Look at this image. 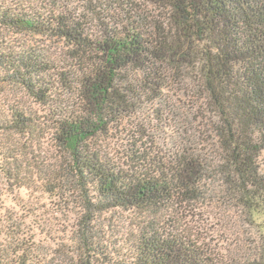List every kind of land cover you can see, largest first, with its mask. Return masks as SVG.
<instances>
[{
    "label": "trees",
    "instance_id": "obj_1",
    "mask_svg": "<svg viewBox=\"0 0 264 264\" xmlns=\"http://www.w3.org/2000/svg\"><path fill=\"white\" fill-rule=\"evenodd\" d=\"M98 1L0 0V264H264V0H148L150 27ZM145 109L168 135L98 145ZM213 201L260 230L245 261L180 221Z\"/></svg>",
    "mask_w": 264,
    "mask_h": 264
},
{
    "label": "rangeland",
    "instance_id": "obj_2",
    "mask_svg": "<svg viewBox=\"0 0 264 264\" xmlns=\"http://www.w3.org/2000/svg\"><path fill=\"white\" fill-rule=\"evenodd\" d=\"M16 1H28V0H16ZM115 2V1H114ZM113 0H106V2H97V8L103 6H115ZM25 4V3H24ZM103 4V6H99ZM132 5H129L133 12H128L134 17L139 25L145 27H150L155 25L154 23H163L165 17H167V12L161 9H158L148 0H132ZM127 7L125 10H127ZM147 29V28H146ZM37 45L40 48H46L52 46V40H47L45 37L35 36ZM54 44V43H53ZM178 85L174 89L173 96L168 94V103L165 112V116L169 121L168 124L172 122H177L179 128L187 129V126H190V122L195 125L200 122L199 115L196 114V110L203 112V103L202 100L194 98L192 92V84L189 81H177ZM176 83V84H177ZM193 103V104H192ZM192 104V107L190 106ZM191 107L188 109V107ZM198 116L199 120L193 123L192 116ZM150 112L148 109L144 110V114L137 115L135 118L128 120V126L124 122L121 126H112L107 138L102 139L98 142V145L116 158H119L122 154V147L125 144V141L136 137L137 130L134 126H138L137 129H140V126H143V131L147 136L155 135V137L162 138L163 134H169L170 128H165L159 130V133L154 134L153 132L158 131V126L153 117L152 121L149 120ZM116 127V128H114ZM177 127V126H176ZM142 130V129H141ZM161 133V134H160ZM146 142V139L141 141ZM166 150V148H163ZM264 159V157H263ZM199 207V206H198ZM180 221L198 235L200 242L203 247L212 248L214 252L226 253L231 257L235 258L237 261H245L250 254L254 252V246L256 245L254 236L259 234L258 231L253 229L250 225V220H248L239 215L232 207L230 203L221 202L217 203L206 202L199 208L194 209L192 206L188 208H181L177 211ZM241 216V217H240ZM117 229V228H116ZM263 226H261V233ZM260 243V242H259ZM255 256V255H254Z\"/></svg>",
    "mask_w": 264,
    "mask_h": 264
}]
</instances>
